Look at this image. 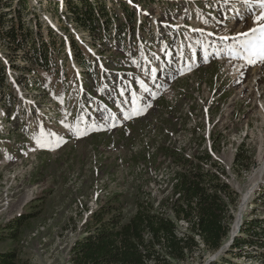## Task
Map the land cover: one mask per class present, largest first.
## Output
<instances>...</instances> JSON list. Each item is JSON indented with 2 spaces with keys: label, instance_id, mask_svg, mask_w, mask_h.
I'll return each mask as SVG.
<instances>
[{
  "label": "rangeland",
  "instance_id": "374dc122",
  "mask_svg": "<svg viewBox=\"0 0 264 264\" xmlns=\"http://www.w3.org/2000/svg\"><path fill=\"white\" fill-rule=\"evenodd\" d=\"M29 1L25 23L33 20L32 37L50 42L52 68L50 73L28 70L24 52L0 36V256L12 255L13 264H67L70 228L75 231L85 221L83 240L96 232L99 222L83 215L91 204L98 211L120 206L123 222L134 216L142 199H149L154 208L159 205V212L171 213L164 204L176 199L173 184L180 166L159 151L179 152L186 146V154L206 159V139L188 127L193 111L202 106L200 100L208 105L214 88L226 91L214 106V123L221 107L230 115L216 128L228 131L224 138L229 149L240 145V161L228 157V171L222 164L236 195L230 209L232 228L264 157V83L259 82L257 94L233 82L227 83L232 88L227 91L216 81L226 80L227 69L215 61L214 53L230 44L238 52L244 39L240 34L255 26L253 17L264 6L257 0H90L93 8L105 12L103 25L92 34L77 26L68 8L77 0ZM70 40L73 55L84 56L82 69L69 56ZM243 95L251 99L229 101ZM256 100H262L260 106ZM6 109L9 114L14 110L16 122L8 120ZM212 134L218 149L220 134ZM41 136L45 138L40 142ZM10 146L18 149V156ZM114 195L120 196L119 203H111ZM26 199L20 212L3 207ZM113 216L105 215L103 223ZM237 234L251 243L223 251L229 233L218 251L199 247L184 262L168 258L171 264H213L221 258L224 264H264V180L252 194Z\"/></svg>",
  "mask_w": 264,
  "mask_h": 264
},
{
  "label": "trees",
  "instance_id": "16d2710c",
  "mask_svg": "<svg viewBox=\"0 0 264 264\" xmlns=\"http://www.w3.org/2000/svg\"><path fill=\"white\" fill-rule=\"evenodd\" d=\"M121 6L127 11L128 8L124 3ZM68 8L73 11L77 26L88 33L94 34L103 25L101 16L105 12L99 6L93 8L90 0H77L76 3L68 4ZM30 9L29 0H0V36L6 39L10 47L24 52V59L30 63L28 70L50 73L53 50L50 48V42L47 39L43 40V36H40L41 39L32 37L29 24L33 23V20L28 21L29 24L25 23L27 19L25 13ZM34 25L40 30L36 22ZM49 33L53 34L50 31ZM71 41L72 50L73 41ZM62 45L65 46V43ZM71 53L72 59L82 69L86 65L84 56L78 57ZM93 60L96 61L91 56V61ZM2 64L0 60L1 74L4 72ZM2 80L0 78V85L3 84ZM88 87L86 85V88ZM9 90V101H13L12 88ZM4 114L8 120L13 119L16 122L17 115L14 110L9 114V109H6ZM8 148L14 156L19 155L18 149L12 146ZM159 153L181 167V172L175 174L173 184L172 197L177 198L171 203L167 200L164 204L170 205L169 209L172 213L155 211L153 202L142 199L137 200L134 216L123 222L122 208L116 204L106 205L93 216L99 222L95 234L92 233L91 236L79 241L74 248V264H171L169 258L176 262H184L189 254L199 249V244L195 240L196 235L200 236L208 250L214 252L220 250L230 233L232 219L230 209L236 203V195L227 183L222 184L214 172L205 169L199 162L184 160L175 150L165 149L164 152L159 151ZM205 157L208 159V154ZM240 158L239 152L236 161L239 162ZM219 191L228 195L229 203L222 199L218 194ZM110 199L111 203H119L120 196L114 195ZM111 214L114 216L110 217V222L103 223L105 215ZM174 219L185 220L189 224L188 233L179 236ZM246 228L245 225L244 229ZM243 243L248 245L251 242L235 238L230 250L242 249ZM158 246L160 248H157ZM12 257V255L0 256V264H13ZM222 259L224 258L213 264H224Z\"/></svg>",
  "mask_w": 264,
  "mask_h": 264
},
{
  "label": "built area",
  "instance_id": "2783aa9c",
  "mask_svg": "<svg viewBox=\"0 0 264 264\" xmlns=\"http://www.w3.org/2000/svg\"><path fill=\"white\" fill-rule=\"evenodd\" d=\"M220 50V51H219ZM217 57L216 58V62H219L220 64L224 65L225 66V63L228 64V63H231L229 62L230 60V52H231V49L230 47L228 46H224L222 49H217L216 50V53H218ZM227 61V62H225ZM227 68H229L228 66H226ZM229 77L231 78V80H233V76L232 75H229L228 73V70H227V73H226V80H223L222 78H216V81L217 79H220L222 83H226L225 85H227V83L230 82V79ZM253 79H255L256 81H261L264 83V71L263 70H255L253 71L251 74H250V77L247 78V80H245L244 84L246 82H254V83H258V82H255ZM216 83V82H215ZM218 83V81H217ZM218 85H220L218 83ZM261 86V84H260ZM259 86V87H260ZM227 91H231V88L227 85ZM258 87V90L260 89ZM197 93L195 94V99L199 96V92L200 90H197L196 91ZM226 93V91H220L219 93L217 92V90L214 88L211 90V93L209 94V100H210V103L208 105L204 104L202 102V100H200L202 106L200 107V109H198L197 111H193L195 112V114L192 116V120L189 122L191 123V125L188 127L191 132H193L194 134H196V136H199L200 133L203 135V137L206 139V145H205V148L207 150L208 153H211V158L209 159H205V160H201L200 161V164H202L205 169L207 170H211L212 172H214L218 178H219V181L224 184V183H229L230 180H229V176H228V173L226 172V174H224V167L222 166V164L226 167L227 171L230 169L229 166L226 164L225 161L228 160V157L229 159H231L232 161H235L237 158V155L239 154L240 151H237L239 150V147L240 145L237 146V148L235 150L232 149V146H231V149H229V145L227 144L226 140L224 137H226L228 131L223 128V127H218L216 128L217 126V122H221L223 121V119L225 118H228L226 116V109L223 107H221L220 109V115L216 118V122L214 123V120H213V117H214V106L215 105H219L220 104V101L223 97V95ZM238 95V93H237ZM240 96V95H238ZM247 97H250L248 95H245ZM245 96L243 95L241 98H235L234 96L231 97V99L229 101H231L232 99L235 100L234 102H236L237 100H244V99H251V98H245ZM199 98V97H198ZM194 99V100H195ZM255 99V98H254ZM258 101L256 104H258L260 106V104L262 103V100H256ZM261 102V103H260ZM255 105V104H254ZM218 131L219 134H220V139H216L218 141V149H215L216 152H212L211 148L213 147V142H212V132L214 131ZM220 142V144H219ZM186 146H180L179 147V151L183 153V155L187 158L189 157L188 159H191V160H194V161H197V159H195L194 154H191L190 151L187 152L188 154H186V152H184V149H185ZM215 148V147H214ZM219 150H221V152L219 153ZM238 152V153H237ZM206 156V155H205ZM209 164L211 165H219L222 167V170L221 172H219L217 169H214V168H211L209 166ZM228 177V178H227ZM175 178V177H174ZM229 185V184H228ZM230 187V186H229ZM231 188V187H230ZM218 194L222 197V199L229 203L230 200H229V197L226 193H223L222 191H219ZM97 198H99V196L97 197H94L92 198V201H97ZM177 198V197H176ZM94 204H91V206L89 207V210H85V212L83 213L84 217L85 218H89V220L92 219L93 217V214L95 212H97V210L99 209H93ZM154 209H156V211H160L161 210V207H159V205H157V207H155ZM172 213V212H171ZM169 212V214H171ZM173 218V217H172ZM174 222H176V226L179 230V236H183L185 233H188V228H189V224L185 221V220H181V221H176L174 219ZM180 222H183L184 224H186V228H181V226L179 225ZM77 222H75L74 226L76 228V224ZM85 223V221H84ZM84 223H80L78 225V229L76 228L75 231H73L72 227L70 228L71 232H72V235H73V238H72V241L70 243V246L68 247V251H67V264H73V250L74 248L76 247L77 243L83 239H81V235L82 233H84L82 231V227L84 225ZM180 226V227H179ZM195 240L198 242L199 244V247L202 248V247H205L204 243L202 242L200 236L196 235L195 236Z\"/></svg>",
  "mask_w": 264,
  "mask_h": 264
},
{
  "label": "bare ground",
  "instance_id": "6f19581e",
  "mask_svg": "<svg viewBox=\"0 0 264 264\" xmlns=\"http://www.w3.org/2000/svg\"><path fill=\"white\" fill-rule=\"evenodd\" d=\"M228 34V33H227ZM238 62H236L237 64ZM239 69V68H238ZM255 82H258V83H254L253 81L252 82H246L244 85H246V87L244 88V91H247L246 89L250 90L251 93H254V94H257V91H258V87L260 86V83L259 81H256L255 79H253ZM243 85V86H244ZM249 85V86H247ZM260 90V89H259ZM257 96V95H256ZM260 110H261V114L264 116V105L263 107L261 108L260 107ZM227 117H230L229 114H226ZM197 161H201L203 159V157L199 158L197 157L196 158ZM202 165V164H201ZM203 166V165H202ZM204 167V166H203ZM205 168V167H204ZM15 175V174H14ZM13 178V177H11ZM262 180H264V157L262 158L261 160V164H260V167L259 169L256 171V173L253 175V181H252V184H251V189H249L246 193L243 194L242 196V199H241V203L239 205V209H238V212L236 214V217H235V221L233 223V226L231 228V232H230V237H229V240L227 241L229 243L230 239L236 234V232L239 230V228L242 226V223L244 221V216H245V212H246V209H247V206L252 198V194L254 193L256 187L258 186V184L262 183ZM31 196V195H29ZM29 199V198H28ZM28 199L20 202V203H17V204H14V203H7L6 205H4L3 207L5 209H9L8 211H16V212H20L22 211V209L24 208L25 204L27 203V201H29ZM14 204V205H13ZM238 236V234L236 235ZM228 247V244L225 245L223 247V251H225ZM222 251V252H223Z\"/></svg>",
  "mask_w": 264,
  "mask_h": 264
},
{
  "label": "snow or ice",
  "instance_id": "6c2138e0",
  "mask_svg": "<svg viewBox=\"0 0 264 264\" xmlns=\"http://www.w3.org/2000/svg\"><path fill=\"white\" fill-rule=\"evenodd\" d=\"M257 2L264 6V0ZM253 24L254 27L240 34L244 39L239 41L245 54L244 58L249 64L264 62V11L253 17Z\"/></svg>",
  "mask_w": 264,
  "mask_h": 264
},
{
  "label": "water",
  "instance_id": "95a60500",
  "mask_svg": "<svg viewBox=\"0 0 264 264\" xmlns=\"http://www.w3.org/2000/svg\"><path fill=\"white\" fill-rule=\"evenodd\" d=\"M236 237H237V236L234 235V236L231 238L230 242L228 243V247H227V248H229V247H231V246L233 245V242H234V240H235ZM222 249H223V248H222ZM227 250H228V249H227ZM221 253H222V250H221L218 254H216V255L212 258V260H215V259L219 258V256L221 255Z\"/></svg>",
  "mask_w": 264,
  "mask_h": 264
},
{
  "label": "clouds",
  "instance_id": "9594fccd",
  "mask_svg": "<svg viewBox=\"0 0 264 264\" xmlns=\"http://www.w3.org/2000/svg\"><path fill=\"white\" fill-rule=\"evenodd\" d=\"M177 153H179L183 158H184V160H191V159H188V158H186L183 154H181L180 152H178L177 150H175ZM209 158H211V156H209ZM191 161H194V160H191ZM194 162H199L200 163V161H194ZM178 171H180L181 172V168H179V170ZM209 171H211V170H209ZM176 198V197H175ZM155 211H156V209H154ZM98 211V210H97Z\"/></svg>",
  "mask_w": 264,
  "mask_h": 264
}]
</instances>
